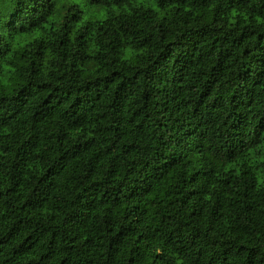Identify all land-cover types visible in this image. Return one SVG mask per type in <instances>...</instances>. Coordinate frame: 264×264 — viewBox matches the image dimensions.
Returning <instances> with one entry per match:
<instances>
[{
	"label": "trees",
	"instance_id": "1",
	"mask_svg": "<svg viewBox=\"0 0 264 264\" xmlns=\"http://www.w3.org/2000/svg\"><path fill=\"white\" fill-rule=\"evenodd\" d=\"M0 264H264V0H0Z\"/></svg>",
	"mask_w": 264,
	"mask_h": 264
},
{
	"label": "rangeland",
	"instance_id": "2",
	"mask_svg": "<svg viewBox=\"0 0 264 264\" xmlns=\"http://www.w3.org/2000/svg\"><path fill=\"white\" fill-rule=\"evenodd\" d=\"M240 9H241V10H247L246 7H242V8H240ZM83 10H84L83 13H84L85 10H86V13L84 14V17H85V18H89V19H95V18H97V17L99 16V14H100V12H97L96 7L91 8L90 6H84V7H83ZM102 12L106 13L105 10H102Z\"/></svg>",
	"mask_w": 264,
	"mask_h": 264
}]
</instances>
